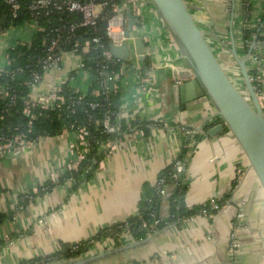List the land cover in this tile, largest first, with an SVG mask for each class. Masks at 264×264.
<instances>
[{"label":"crops","instance_id":"0c3cea01","mask_svg":"<svg viewBox=\"0 0 264 264\" xmlns=\"http://www.w3.org/2000/svg\"><path fill=\"white\" fill-rule=\"evenodd\" d=\"M185 1L223 64L237 65L231 37L240 58L250 52L246 65L248 70H254L252 79L264 92V0L245 3L251 6L246 19L243 0ZM126 15L124 28L128 26ZM132 16L137 21L132 24L128 39L129 58L121 59L127 63L119 79L123 90L121 114L145 122L147 130L133 126L131 132L113 144L92 176L75 190L71 180L59 184L58 178L79 160L76 132L63 131L23 147L2 150L0 212L8 217L0 224V240L4 243L0 264L44 256L58 250L61 243L86 240L101 228L137 215L144 185H153L158 173L180 150V126L200 136L185 169V204L192 207L213 196H229L218 213L197 214L179 223L153 228L142 239L124 235L116 244L111 239L103 240L82 256L115 249L88 264H264V192L246 156L227 129L209 133L217 124L212 123L216 119L211 118L215 108L209 100L184 105L178 86L187 79L176 82L173 66L186 63L158 12L143 4L140 15ZM37 27L36 22H29L0 30V70L8 63L7 48L29 42ZM244 29L254 33L247 49L242 39ZM137 36L144 41L139 54L132 41ZM78 59L71 51L64 53L45 71L43 83L31 88L32 98L58 94L66 82L87 92L89 76L76 67ZM92 93L97 95L98 90ZM48 180L54 186L40 193ZM168 211L164 202L161 216L166 218ZM231 239L238 240L233 262L227 256Z\"/></svg>","mask_w":264,"mask_h":264},{"label":"trees","instance_id":"16d2710c","mask_svg":"<svg viewBox=\"0 0 264 264\" xmlns=\"http://www.w3.org/2000/svg\"><path fill=\"white\" fill-rule=\"evenodd\" d=\"M19 8L15 16L11 14L10 6L4 0H0V30L6 29L9 25L21 26L29 22H36L40 29L36 30L29 42H18L14 47L6 50L8 63L0 70V145L14 143L16 138L26 142H34L40 137L56 136L61 134L65 128L73 126L72 130L84 128L86 134L84 140L87 143V150L83 157L77 160L76 166L66 168L58 178V183L67 180L73 182L72 189L75 190L82 182L88 180L97 169L99 162L107 155L108 149L104 144L109 141L121 140L124 134L132 131V127L147 130L148 124L140 121H133L121 114V98L123 90L119 85L121 70L126 67V61L111 56L106 59L102 54L103 50L109 49L110 40L106 33L105 19L99 20L95 26L78 28L74 31V38L83 42L92 37L99 38V44L91 43L85 52L75 49V52L82 57V69L88 74L90 85L87 92H81L72 87L69 82L63 84L52 104L44 108L36 99L30 95L33 87L34 77L43 73V60L48 52L47 47L50 39L60 38L57 54L60 51L72 49L71 43L65 42L68 36V27L79 19L77 13L59 12L56 10L33 12L30 9L32 0H17ZM122 0H107L109 5L112 2ZM244 1V18H249L250 4ZM6 16V22L3 17ZM262 30L264 31V18L262 19ZM254 33L251 29H244L242 39L247 49ZM264 42V35L261 36ZM100 72H103L101 75ZM253 78L254 70H249ZM117 75V77H115ZM72 76V75H70ZM256 88L259 83L252 79ZM115 84L116 88L111 86ZM102 87H108L103 93ZM97 89L98 94H93ZM108 116L111 123L119 122L118 132L106 133L101 120ZM220 118L216 117L214 123H219ZM185 128V126H180ZM207 127L204 126V129ZM180 150L177 156L164 167L157 175L153 185L146 184L138 203V214L127 218L123 222L106 226L98 230L86 240L76 243H61L60 248L44 256H37L33 259L22 261L29 264H50L60 260H68L82 256L94 243L111 239L118 243L121 236H130L134 239L144 238L157 221L156 228H161L171 222H181L186 218L201 214L206 210L208 214H215L216 209L211 208L210 202L188 207L185 204L184 196L187 191V180L185 169L191 158L196 141L200 138L199 133H187L182 131ZM16 143V142H15ZM82 151L83 146L78 147ZM181 163L184 171L177 173L176 164ZM54 183L48 180L40 189V193L49 191ZM165 189V195L160 194ZM1 191V189H0ZM229 196L217 198L219 206L225 203ZM167 202L168 216H161L162 204ZM8 214L0 212V224L7 219ZM4 245L0 240V248ZM76 246L73 248V246ZM20 262V263H22ZM17 263V264H20Z\"/></svg>","mask_w":264,"mask_h":264},{"label":"water","instance_id":"95a60500","mask_svg":"<svg viewBox=\"0 0 264 264\" xmlns=\"http://www.w3.org/2000/svg\"><path fill=\"white\" fill-rule=\"evenodd\" d=\"M166 28L181 50L186 65L173 66L176 82L187 79L178 86L185 103L209 100L215 112L211 118L221 122L209 129L210 134L227 129L236 139L249 166L264 192V113L258 93L252 83L246 59L250 52L239 57L232 39V55L236 60L246 94L236 85L226 67L212 49L202 29L196 23L185 0H150ZM128 26L124 28V39L120 44L110 43L109 50L114 58H129V38L132 24L137 19L127 13ZM6 17H3V22ZM137 53L143 52L142 37H133ZM183 71V72H182ZM184 105H182L184 107ZM108 249L89 256L74 257L54 264H88L113 253ZM52 264V263H50Z\"/></svg>","mask_w":264,"mask_h":264},{"label":"built area","instance_id":"2783aa9c","mask_svg":"<svg viewBox=\"0 0 264 264\" xmlns=\"http://www.w3.org/2000/svg\"><path fill=\"white\" fill-rule=\"evenodd\" d=\"M6 3L10 6V11L13 16L16 15L19 3L17 0H4ZM143 4H148L150 7H155L151 3L150 0H122L119 2H112L111 5L107 2V0H32L30 3V9L38 13L39 11H46L49 12L50 10H56L59 12H67V13H77L79 14V19L76 22H73L68 27V36L65 40V42L71 43L72 49L69 50L78 56V62L76 67L82 68V57L80 54L75 52V49L81 48L84 52L88 50V48L91 46V43H97L98 46H102L99 44V38L98 37H92L91 39L85 40L83 42H80L79 40H76L74 38V31L78 28H88L93 27L96 25V23L99 20L105 19L106 22V33L109 37L110 43L114 44H120L124 37V20L126 12L129 11L131 14L140 15L141 13V7ZM156 10V9H155ZM157 12V10H156ZM166 27V26H165ZM37 29H40L38 26ZM168 30V29H167ZM131 37V36H130ZM60 38H52L50 39L47 47V56L43 60V73L41 76H35L34 77V85L33 87H39L43 83V75L47 69H49L54 63H56L60 57L68 52V51H60L58 54L54 52V50L57 48ZM102 54L105 56L106 59H109L112 54L109 49H105L102 51ZM102 75L103 72H100ZM117 77V75H115ZM111 88L115 89L116 85L113 84ZM104 89L102 92L104 93L108 87H102ZM256 91L258 93L259 101L264 113V92H262L261 88H256ZM2 90V87H0V91ZM99 93V92H98ZM97 93V94H98ZM56 99H61L59 95L52 94L49 96H40L36 99V101L44 108L49 107L53 101ZM120 117H123L122 114H120ZM219 118V117H218ZM221 122V121H220ZM101 123L103 125L104 131L106 133H115L118 132L120 128L119 122L111 123L108 116H105ZM74 129L73 126H69L68 128H65L64 131H74L78 134L79 138V146L82 145L83 149L80 151L79 159H81L84 155V153L87 150V143L84 140V135L87 133L84 128H80L79 130H72ZM182 131H185L187 133H192V130L188 128H182L180 127ZM115 141H107L106 145L108 146V152L112 148L113 144L117 142ZM16 142V143H15ZM14 143H8L0 145V152L2 150H5L7 147H23L28 142L23 141L22 139L16 138ZM76 166V163L73 165ZM176 170L177 173H181L184 171V167L181 163L176 164ZM160 194L165 195V189H161ZM216 197L213 196L210 198L209 202L211 205V208L216 209V213L220 210L221 206H219L216 202ZM215 213V215H216ZM203 215H208L206 210H202ZM211 215V214H210ZM193 218V217H190ZM39 222H42V220H39ZM157 221H154L153 226L150 230L153 228H156ZM130 237V236H129ZM96 243H94L95 245ZM76 246L74 245L73 248ZM102 247H106V244H102ZM237 247L235 239H231L230 245L227 251V256L230 260V262H233V250ZM64 261V260H60ZM57 261V262H60ZM20 264H29V262H22Z\"/></svg>","mask_w":264,"mask_h":264},{"label":"rangeland","instance_id":"374dc122","mask_svg":"<svg viewBox=\"0 0 264 264\" xmlns=\"http://www.w3.org/2000/svg\"><path fill=\"white\" fill-rule=\"evenodd\" d=\"M224 66L226 67L229 75L232 77V79L234 80L236 85L242 90V92H244V94L247 95L244 84H243V80L241 78V75H240V72L238 69V66L235 63H232L231 65L224 63ZM213 215H215V214H211V216H213ZM235 241H236L237 247L235 248V250H233V252H236L238 250L237 249L238 248V240L235 239Z\"/></svg>","mask_w":264,"mask_h":264}]
</instances>
